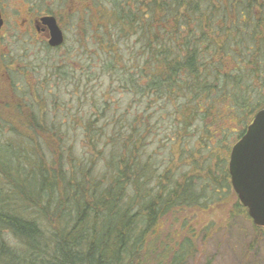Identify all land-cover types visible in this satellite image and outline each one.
I'll return each instance as SVG.
<instances>
[{
    "label": "trees",
    "instance_id": "trees-1",
    "mask_svg": "<svg viewBox=\"0 0 264 264\" xmlns=\"http://www.w3.org/2000/svg\"><path fill=\"white\" fill-rule=\"evenodd\" d=\"M88 2L99 66L62 75L85 83L67 124L80 147L66 118L28 104L27 146L0 145V264H187L217 229L185 213L238 198L228 161L264 108V0ZM231 213L254 229L241 264H260L264 227L239 199Z\"/></svg>",
    "mask_w": 264,
    "mask_h": 264
},
{
    "label": "rangeland",
    "instance_id": "rangeland-1",
    "mask_svg": "<svg viewBox=\"0 0 264 264\" xmlns=\"http://www.w3.org/2000/svg\"><path fill=\"white\" fill-rule=\"evenodd\" d=\"M3 4L10 5L12 9L11 12L7 9L8 22L1 38L2 47L7 54L2 64L4 72L0 71V145L12 143V147L27 146L28 138L33 132L31 127L25 124L24 115L30 111L27 106L31 104L39 115L43 114L40 109L44 108L45 113L55 119L62 121L66 118L64 126L70 129L64 134L66 142L79 149L77 132L67 124L73 122L74 115L81 107L78 99L82 98L85 83H82V86L77 85L72 79H64L62 75L73 74L79 68L83 74V69L92 62L99 66V33L95 31L96 27L88 22L89 18L96 16L95 8L86 13L85 7L90 4L88 0H3ZM32 4L40 11L56 15L60 20L66 35L61 48L44 50L43 46H32L29 36L15 24V18L20 19L23 16H18L16 11L24 10ZM89 85H94L97 93L107 86L98 80L89 82ZM79 113H82V110ZM79 120L82 123V119ZM220 124L226 130L227 140L232 139L235 136L234 131L241 127L240 123L232 118H227ZM1 151L7 155L12 152L8 151L7 147H2ZM226 194L224 200L210 213H185L198 229L208 221L215 224L217 229L204 246L200 245L199 254L195 259L187 264H241L240 230L253 234L254 229L244 214L231 213L238 198L231 192ZM170 224L177 228L176 222ZM229 224L234 226L225 228ZM259 252L260 264H264V241Z\"/></svg>",
    "mask_w": 264,
    "mask_h": 264
},
{
    "label": "water",
    "instance_id": "water-1",
    "mask_svg": "<svg viewBox=\"0 0 264 264\" xmlns=\"http://www.w3.org/2000/svg\"><path fill=\"white\" fill-rule=\"evenodd\" d=\"M42 20L51 30L49 44L61 45L64 35L56 17L47 15ZM1 25L0 17V28ZM228 170L240 203L247 208L252 222L264 227V108L255 113L244 134L232 146Z\"/></svg>",
    "mask_w": 264,
    "mask_h": 264
},
{
    "label": "flooded vegetation",
    "instance_id": "flooded-vegetation-1",
    "mask_svg": "<svg viewBox=\"0 0 264 264\" xmlns=\"http://www.w3.org/2000/svg\"><path fill=\"white\" fill-rule=\"evenodd\" d=\"M7 9H10L11 12V6L6 4V6L3 4V0H0V17L2 19V25L0 28V71L4 72V65L3 62H5L6 60V50L4 47H2V42H1V38L2 33L6 27V24L8 22V13H7ZM16 10V9H15ZM16 14L18 16H21L20 19L19 17L15 18V24L17 25V27L25 34H27L29 36L30 39V43L32 46H43V49L45 50H56L59 49L63 46L65 39H66V35H65V30L62 27L60 20L58 19V17L50 12L47 11H40L38 10V8H35L32 5L28 6L26 9L24 10H17ZM47 15H54L57 19V23L60 26V28L63 31V35H64V41L61 45L59 46H51L49 44V39L51 37V30L50 27L42 20V18L44 16ZM36 99V97H35Z\"/></svg>",
    "mask_w": 264,
    "mask_h": 264
}]
</instances>
